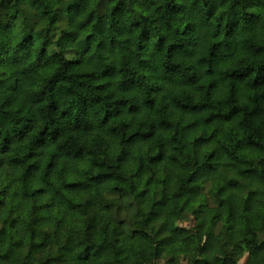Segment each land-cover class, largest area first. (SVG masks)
Returning <instances> with one entry per match:
<instances>
[{
  "label": "trees",
  "instance_id": "trees-1",
  "mask_svg": "<svg viewBox=\"0 0 264 264\" xmlns=\"http://www.w3.org/2000/svg\"><path fill=\"white\" fill-rule=\"evenodd\" d=\"M263 206L264 0H0V264H264Z\"/></svg>",
  "mask_w": 264,
  "mask_h": 264
},
{
  "label": "rangeland",
  "instance_id": "rangeland-1",
  "mask_svg": "<svg viewBox=\"0 0 264 264\" xmlns=\"http://www.w3.org/2000/svg\"><path fill=\"white\" fill-rule=\"evenodd\" d=\"M140 4H141V0H136V5L138 7H140ZM248 219H249V222L252 224V226L256 229V231L260 233L262 237H264V206L260 209L258 216L250 215ZM183 225L186 227L190 226L189 223H184ZM221 248H226V244L225 243L218 244L215 247V249L217 250ZM22 256H31V258L38 261L39 264H41L42 261L44 260L42 253L33 252L29 246H26L24 248L22 252Z\"/></svg>",
  "mask_w": 264,
  "mask_h": 264
}]
</instances>
